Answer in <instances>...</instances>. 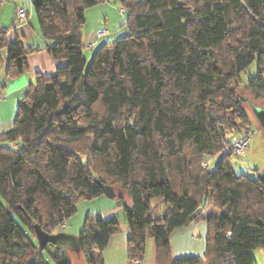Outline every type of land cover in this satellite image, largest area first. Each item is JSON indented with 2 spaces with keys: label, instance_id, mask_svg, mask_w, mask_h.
<instances>
[{
  "label": "trees",
  "instance_id": "1",
  "mask_svg": "<svg viewBox=\"0 0 264 264\" xmlns=\"http://www.w3.org/2000/svg\"><path fill=\"white\" fill-rule=\"evenodd\" d=\"M106 2L128 14L130 33L104 43L87 65L86 10ZM31 5L43 45L9 38L13 26L0 23L5 79L21 76L41 51L59 66L54 75L37 74L12 129L0 134V264H73L67 249L40 248L35 225L59 232L80 200L104 195L97 180L131 200L124 205L128 264H140L150 238L159 264H257L261 168L252 178L233 171L228 155L214 170L202 162L251 127L240 89L264 100V0ZM253 64L255 74L244 80ZM154 198L161 199L155 206ZM199 220L208 223L205 254L172 259V232ZM121 231L115 217L89 214L79 234L86 263L104 264L111 236Z\"/></svg>",
  "mask_w": 264,
  "mask_h": 264
},
{
  "label": "crops",
  "instance_id": "2",
  "mask_svg": "<svg viewBox=\"0 0 264 264\" xmlns=\"http://www.w3.org/2000/svg\"><path fill=\"white\" fill-rule=\"evenodd\" d=\"M9 2L12 6L10 20L6 23L3 14L0 15L1 25L13 26L15 33L10 32L9 38L12 39L18 35L26 40L28 44L43 45L44 40L40 33V27L32 16V10L29 11L28 20L20 21L17 19V11L19 8H24L25 0H9ZM101 30L91 29L84 32L86 45L92 44L91 49L87 47L88 50H94L104 37L110 35L109 33L98 37V32ZM7 54V48L0 50V134L12 129L18 113L19 102L30 84L35 82L37 74L54 75L59 66V62L46 51L34 53L29 56L28 69L18 78L8 81L5 79L8 68ZM115 191L117 195L121 193L127 195L125 190L115 189ZM128 204H131V200ZM121 227L122 231L111 236L104 250V264H128V226L125 224ZM207 237L208 223L206 220H199L190 225L176 228L170 239L171 258L181 259L203 256L206 250ZM140 264H159L157 261V246L153 238L147 240L145 255Z\"/></svg>",
  "mask_w": 264,
  "mask_h": 264
},
{
  "label": "rangeland",
  "instance_id": "3",
  "mask_svg": "<svg viewBox=\"0 0 264 264\" xmlns=\"http://www.w3.org/2000/svg\"><path fill=\"white\" fill-rule=\"evenodd\" d=\"M2 1V10L0 15L3 14L4 21L10 20L12 6L9 0ZM72 8V0H65ZM23 7L29 12L32 10V16L39 24L38 18L31 5V0H25ZM121 5L117 2L100 3L96 6L90 7L86 10V23L84 24L83 31L94 29H107L110 35L104 37L100 43L94 48V50L85 49V57L87 59V65H89L95 56L96 51L106 42L114 41L117 38L126 36L130 33V27L127 23L128 14L126 12H120ZM7 26V25H4ZM256 65L251 67L242 74L244 80L248 79L250 75L255 74ZM242 96H249L253 98L251 91H246L243 88L239 92ZM264 100H257V104H262ZM246 110L249 112L253 130V136L251 137L249 147L240 155H229L226 157V162L231 166L232 170L237 174H247L252 178H256L258 175L257 169L264 167V132L263 127L258 123L255 115L253 114L249 105L244 102ZM211 163L209 165L210 170H214L221 160L224 159L223 154L219 153L215 156H210ZM124 192V191H121ZM126 192V191H125ZM130 198L125 193H121L114 198L107 195H101L93 199H82L77 204V212L65 221V225L62 224L58 227L59 232H65L69 234L79 235L84 229L87 216L89 214H101L105 219L115 217L119 220L121 226L125 224L128 226L126 214L124 211V205L128 204ZM160 198H154L152 205L160 203ZM253 256L257 260V264H264V247L256 248L252 251ZM73 264H87L81 253L70 252Z\"/></svg>",
  "mask_w": 264,
  "mask_h": 264
},
{
  "label": "water",
  "instance_id": "4",
  "mask_svg": "<svg viewBox=\"0 0 264 264\" xmlns=\"http://www.w3.org/2000/svg\"><path fill=\"white\" fill-rule=\"evenodd\" d=\"M241 100L249 105L258 123L263 127L264 132V101L259 105L249 96H241ZM260 178L264 182V167L260 171ZM97 183L101 186L105 195L111 198L116 197L117 194L112 185L104 184L100 180H97ZM207 200L208 198L205 197L203 207L206 206ZM199 212H201V210ZM35 231L41 249H43L46 244L52 243L58 249H67L71 252L81 253L79 235L65 232H56L54 234H50L44 231L39 224L35 225Z\"/></svg>",
  "mask_w": 264,
  "mask_h": 264
},
{
  "label": "built area",
  "instance_id": "5",
  "mask_svg": "<svg viewBox=\"0 0 264 264\" xmlns=\"http://www.w3.org/2000/svg\"><path fill=\"white\" fill-rule=\"evenodd\" d=\"M17 19L20 21H26L28 19V12L25 8H19L17 11ZM108 33V30H102L98 33V36H103ZM89 48L92 47V44L88 45ZM253 136V130L251 127H248V129L242 134V135H232L231 139L226 141L224 143L223 149L221 153L223 155H240L245 150L248 149L249 143L251 140V137ZM210 157H205L202 162V166L208 167L211 163ZM66 223H64L65 225ZM136 263H138V260H136Z\"/></svg>",
  "mask_w": 264,
  "mask_h": 264
}]
</instances>
